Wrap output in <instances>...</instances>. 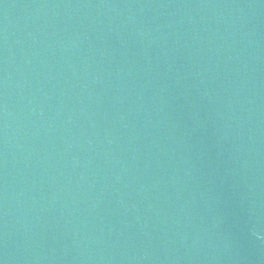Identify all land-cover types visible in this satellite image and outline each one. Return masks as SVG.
<instances>
[{"label":"water","instance_id":"obj_1","mask_svg":"<svg viewBox=\"0 0 264 264\" xmlns=\"http://www.w3.org/2000/svg\"><path fill=\"white\" fill-rule=\"evenodd\" d=\"M0 264H264V0H0Z\"/></svg>","mask_w":264,"mask_h":264}]
</instances>
